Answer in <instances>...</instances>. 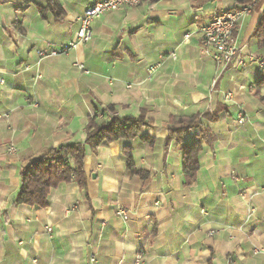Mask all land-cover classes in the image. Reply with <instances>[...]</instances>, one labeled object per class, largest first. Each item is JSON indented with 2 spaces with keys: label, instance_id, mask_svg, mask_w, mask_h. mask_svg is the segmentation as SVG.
Wrapping results in <instances>:
<instances>
[{
  "label": "crops",
  "instance_id": "obj_1",
  "mask_svg": "<svg viewBox=\"0 0 264 264\" xmlns=\"http://www.w3.org/2000/svg\"><path fill=\"white\" fill-rule=\"evenodd\" d=\"M93 1L59 0L64 15L55 19L40 15L44 0H0V264H134L138 253L139 264H264V254L253 253L264 245V85L255 86L264 65L255 36L264 0L244 4L249 12L233 35L244 64L225 68L199 28L242 6L234 0L119 8L92 21L90 41L68 45ZM108 105L120 117L142 112L151 126L130 140L87 147L85 187L61 182L45 206L12 205L22 165L45 148L83 142L88 118ZM220 108L215 120L200 118L166 147L177 126L170 118ZM201 125L212 141L202 143L196 179L185 185L182 147ZM128 145L145 178L128 170Z\"/></svg>",
  "mask_w": 264,
  "mask_h": 264
},
{
  "label": "trees",
  "instance_id": "obj_2",
  "mask_svg": "<svg viewBox=\"0 0 264 264\" xmlns=\"http://www.w3.org/2000/svg\"><path fill=\"white\" fill-rule=\"evenodd\" d=\"M21 1L25 4L29 2V0ZM44 1L45 6L38 8L43 18L46 17L47 12H51L55 19H60L64 15L59 0ZM234 1L239 5L251 3V0ZM255 36L258 44L264 48V13L258 22ZM262 85H264V65L255 81L257 89ZM221 109L214 110L212 113L204 111L201 114L170 118V123L177 126L169 130L166 147L171 140L180 141V137L197 125L200 118H206L210 121L215 120ZM113 112H115L114 106L108 105L105 109L96 111L93 116L89 117L85 126V139L83 142L45 148L38 155L26 161L19 172L20 187L12 205L45 206L50 190L61 182L74 181L79 187H85L84 158L87 147L95 150L104 143H111L121 138L130 140L142 127L151 126V123L145 120L142 112L136 116L122 117L112 115ZM100 114L102 118H99ZM144 140L151 143V139L148 137ZM210 141H212L211 132L207 127L201 125L197 139L182 147V172L185 185H190L195 181L199 169L198 154L202 148V143H209ZM123 153L128 170L141 178H145L148 172L135 167L129 145L124 147Z\"/></svg>",
  "mask_w": 264,
  "mask_h": 264
},
{
  "label": "built area",
  "instance_id": "obj_3",
  "mask_svg": "<svg viewBox=\"0 0 264 264\" xmlns=\"http://www.w3.org/2000/svg\"><path fill=\"white\" fill-rule=\"evenodd\" d=\"M151 0H95L86 5L82 14L78 18V28L76 31L75 42L68 45H74L77 43H85L91 40L92 31L91 23L95 18L103 15L106 12L113 11L119 8L130 7L140 3L150 4ZM249 12V6H239L233 9H224L219 13L213 15V17L203 26L199 28V32L202 36V43L205 48H211V57L217 66L225 68L233 64H244V61L240 57V48L238 47L233 31L236 29L239 20L242 16ZM185 38L189 37V34L184 35ZM65 47L62 48H50L47 51H38L40 58L48 57L63 53ZM171 57L175 58V54L171 53ZM80 69L84 70V66L81 63H76ZM150 71L154 70V67L148 68ZM87 72L86 70H84ZM225 100L232 98V92L228 91L224 95ZM112 115H118L113 112ZM119 116V115H118ZM102 118V115H99ZM246 116L242 110L237 111V123L243 124L246 121ZM16 150L13 144H9L6 147L8 153H14ZM116 214L123 219L127 218V212L118 208ZM254 254H264V245L258 246L253 249ZM141 261V254H137L134 264H139Z\"/></svg>",
  "mask_w": 264,
  "mask_h": 264
}]
</instances>
